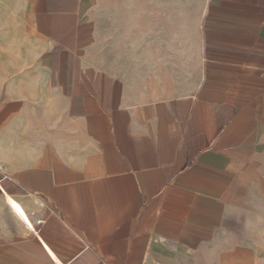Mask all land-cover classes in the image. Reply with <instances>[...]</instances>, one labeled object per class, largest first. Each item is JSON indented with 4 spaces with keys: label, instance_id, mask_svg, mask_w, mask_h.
Masks as SVG:
<instances>
[{
    "label": "crops",
    "instance_id": "0c3cea01",
    "mask_svg": "<svg viewBox=\"0 0 264 264\" xmlns=\"http://www.w3.org/2000/svg\"><path fill=\"white\" fill-rule=\"evenodd\" d=\"M0 264H264V0H0Z\"/></svg>",
    "mask_w": 264,
    "mask_h": 264
}]
</instances>
